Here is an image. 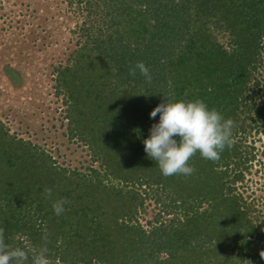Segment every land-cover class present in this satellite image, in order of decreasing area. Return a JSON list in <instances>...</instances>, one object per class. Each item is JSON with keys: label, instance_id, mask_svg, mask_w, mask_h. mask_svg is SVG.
<instances>
[{"label": "trees", "instance_id": "obj_1", "mask_svg": "<svg viewBox=\"0 0 264 264\" xmlns=\"http://www.w3.org/2000/svg\"><path fill=\"white\" fill-rule=\"evenodd\" d=\"M62 1L76 42L53 87L85 158L64 165L0 119L5 242L46 248L52 264H264V208L240 190L256 157L248 138L264 130V0ZM138 61L150 84L129 75ZM164 95L235 122L219 161L197 153L192 175L162 174L143 141Z\"/></svg>", "mask_w": 264, "mask_h": 264}, {"label": "rangeland", "instance_id": "obj_2", "mask_svg": "<svg viewBox=\"0 0 264 264\" xmlns=\"http://www.w3.org/2000/svg\"><path fill=\"white\" fill-rule=\"evenodd\" d=\"M66 9L62 0H0V119L11 131L58 154L60 163L79 165L85 156L63 135L65 120L52 79L53 66L76 42L75 18ZM248 140L256 157L240 190L264 208V130L253 131Z\"/></svg>", "mask_w": 264, "mask_h": 264}, {"label": "clouds", "instance_id": "obj_3", "mask_svg": "<svg viewBox=\"0 0 264 264\" xmlns=\"http://www.w3.org/2000/svg\"><path fill=\"white\" fill-rule=\"evenodd\" d=\"M176 2L179 3V0ZM137 71L147 83H151L150 68L143 61L131 66L129 75L135 77ZM164 98L150 113L153 119L160 114V119L151 126L150 136L143 143L147 156L156 161L165 177L190 176L195 168L190 166L189 161L197 153L206 160L217 162L225 148L233 146L235 122L231 118L225 119L218 110L209 109L202 99L173 101L168 95ZM44 191L46 197L51 198L52 189L45 188ZM67 203L64 198L53 202L57 216L64 213ZM43 238L47 240L46 229ZM260 255L264 258V251ZM29 260L31 264H52L46 248L38 250L28 244L10 248L5 242L4 229L0 228V264H29Z\"/></svg>", "mask_w": 264, "mask_h": 264}]
</instances>
